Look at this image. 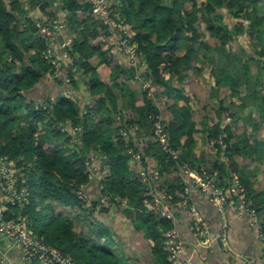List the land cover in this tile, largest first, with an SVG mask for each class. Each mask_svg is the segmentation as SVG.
Returning <instances> with one entry per match:
<instances>
[{"label":"trees","instance_id":"obj_1","mask_svg":"<svg viewBox=\"0 0 264 264\" xmlns=\"http://www.w3.org/2000/svg\"><path fill=\"white\" fill-rule=\"evenodd\" d=\"M112 1L142 59V80L152 87L128 83L136 81V67L119 62L114 45L101 43L103 27L86 0H26L27 9L22 0H0V154L17 163L31 192L30 204L23 210L11 207L8 217L25 216L34 237L77 264L135 261L128 250H121L114 227L100 220L108 215L128 220L130 226L120 230L130 247L137 249L141 239L146 242L143 253L150 264H173L165 244L172 227L184 234L183 257L193 264H264V242L252 231L248 213L233 218L236 210L227 209L232 217L227 249L217 237L220 219L207 197L192 192L201 221L189 230L188 212L179 209L174 223L145 205L155 182L142 181L136 172L141 166L159 171L162 190L173 195L183 194L187 183L181 160L195 172L204 166L217 170L221 185L239 175L264 231V188L254 185L256 166L264 163V0ZM170 3L172 8L166 6ZM60 14L66 34L74 37L69 48L74 66L64 67L75 79L70 84L53 77L43 51L57 41L39 29ZM246 34L256 40L257 56L246 54L238 40ZM201 75L207 77L212 106L205 103L199 115L190 99L201 103L197 96L203 95L204 86L199 89L198 82L190 81ZM157 122L167 126L173 147L181 150L178 161L153 140ZM133 125L142 143L120 135L122 128ZM130 149L141 153L140 165ZM94 155L100 173L89 179L92 169L86 160ZM125 202L129 206L121 205ZM36 203L50 205L48 227L36 213ZM75 223L84 226L79 233ZM203 227L211 232L210 247L200 238ZM243 235L252 242L242 240ZM242 242L248 244L242 250L247 261L238 253ZM189 243L196 247L187 248Z\"/></svg>","mask_w":264,"mask_h":264},{"label":"built area","instance_id":"obj_2","mask_svg":"<svg viewBox=\"0 0 264 264\" xmlns=\"http://www.w3.org/2000/svg\"><path fill=\"white\" fill-rule=\"evenodd\" d=\"M91 7V12L97 22L103 27V35L101 42L103 44L114 45L119 53L126 56L128 65H134L137 69L136 77L142 79V70L139 56L137 55V46L132 43L128 37L129 28L121 14L115 10L112 0H86ZM65 19L61 15L52 22L40 25V31L57 41L55 44L48 43L47 49L43 51L44 58L50 62L54 68V76L61 77L66 83H71V75L64 71V67H73L74 60L71 59L69 48L72 46L73 36L66 34ZM65 65V66H64ZM151 83L145 81L146 86ZM147 84V85H146ZM152 84V83H151ZM154 141H159L162 149L170 153L172 157L178 161L181 154L180 150L175 149L170 140L167 126L156 123ZM138 130L137 125L127 126L120 130V135L124 140L130 142H143V139H137L135 132ZM150 139V137H147ZM132 158L135 164L140 165L141 153H134L131 149ZM181 171L186 175L185 189L183 194H169L162 190L161 184L163 176L159 171L150 167H139L136 172L144 182L154 181V190L149 191L151 200L145 198V205L151 208L160 217L177 221V211L181 209L183 212H188L187 228L192 229L194 221H201V215L195 205L191 202V194L193 191L200 192L203 196L214 205L217 215L219 216V234L218 239L222 245L228 249V233L230 230L232 217L227 214L228 208L236 210L235 216H242L248 213L251 220L250 226L256 236L264 242V231L259 223L258 214L246 199V191L239 175H232V179H226L228 185L219 183L220 175L215 169H207L202 167L201 172H195L191 169L187 162L179 161ZM93 173L95 167H91ZM141 170L139 173L138 171ZM237 176V177H236ZM80 193V192H79ZM86 197V194L80 193ZM31 201V192L28 181L23 173L17 167V163L7 156L0 154V233L6 235L16 241L22 249V259L30 262H43L45 264H77L70 257L66 256L58 248L49 245L45 241L34 237L29 231L28 220L22 214L8 217L7 212L11 207H18L23 210ZM12 215V213H11ZM208 229L203 227L201 232H206ZM200 232V233H201ZM207 234V233H206ZM200 238H202L200 236ZM213 238L206 236L203 238V245L210 247ZM173 264H193L191 258H185V240L183 233L176 227H172L166 233V242ZM196 247V245H194ZM184 253V254H183ZM0 264H5L3 259H0ZM247 264H252L250 261Z\"/></svg>","mask_w":264,"mask_h":264},{"label":"rangeland","instance_id":"obj_3","mask_svg":"<svg viewBox=\"0 0 264 264\" xmlns=\"http://www.w3.org/2000/svg\"><path fill=\"white\" fill-rule=\"evenodd\" d=\"M23 1H24V3H23ZM201 1H203V0H199V2H201ZM22 3L24 4V9H27L28 8V5H27L28 3L25 4L26 0H22ZM46 3L49 4L48 1H46L45 4ZM227 22L232 25L233 23H236L237 21L236 20H228ZM76 37H78V32L77 31H76ZM238 40L240 42H242V45H243V48H244L246 54H249L252 57L257 56V54L255 53V50L259 49V47H258V44H257L256 40L252 39L251 35H247L246 34L245 36H240V38H238ZM210 43H211V45H214L213 41H211ZM96 57L98 58V60L100 59L98 54H96ZM54 75L55 74H53V77L55 78ZM203 75H205V74H203ZM71 79H73V78L71 77ZM74 80L75 79H73V81ZM198 80H200V81H198ZM198 80L195 77V78H193L190 81V83L194 84V83L198 82L199 83V89L201 88V86H204V90L202 91L203 95H201V94L199 95L198 94V96H197L198 98H200L201 103H198V102L195 103L194 100H192V99H190V100L194 103L195 114L201 115L202 113H204L201 110V109L204 108V107L202 108V106L205 103H207L209 105V108H210L212 106V102H211V100H208L209 91L206 89L207 77H204V76L201 75V76H199ZM147 83H148V85L146 84L147 85L146 88L147 87H152L151 83L150 84H149V82H147ZM189 91L190 92L194 91L193 90V86L191 88H189ZM208 113L211 114V117L214 115L210 110L208 111ZM254 114H255V116H257V115L259 116L258 112H256V111L254 112ZM196 119H198V117H196ZM260 133H261V135L264 134V127L261 129ZM213 152L215 153L214 149H213ZM180 153H181V150H180ZM243 162H245V164H250L251 163L250 161H243ZM86 164L89 165L90 168L92 166L96 168L93 173L88 174V178L89 179H92L94 176H99V173H100L99 167L100 166L98 165V156L97 155L92 156L90 160H86ZM256 167H258V171H257L258 178H257V180H256L254 185H255V188L260 190L261 188H264V163L258 164ZM253 168H254L253 166L249 167V169H251L250 170V174L252 173L251 175L254 176L255 173L253 172ZM138 172L140 173L141 170H139ZM107 173H108V171L105 172V175H107ZM171 183L175 184V182L173 180H172ZM79 197L80 198H85V197L81 196L80 193H79ZM36 205H37V207L35 209L36 213H38L40 215V217L44 218L45 224L48 227L49 225L47 223H49V220H50V217H49L50 216V205H47V204H44V203H40V204L36 203ZM121 205L122 206H129L128 203H126V202L122 203ZM83 219L84 218L80 219L82 224L84 222ZM124 219L123 220H118V219L113 220L111 218V215L101 216V218H100L101 221H105L109 226L114 227V229H111V230H113L114 232H118L119 233V235L115 234V237L118 238V242H119L121 250L122 249H124L126 251L128 250L129 253L134 257L135 261L133 262V264H150V262H151L150 256H145L144 253H143V250L145 248L146 242H144L141 239L140 240L141 241V245H138L137 249H135L134 247H130L129 246V243H128L129 241L127 240L128 237L126 236L127 234L123 230L122 231L120 230L121 228L126 229V226H128V225L130 226L128 220L127 219L124 220ZM74 221H77V219L75 218ZM82 227H84V226L75 223L76 232L79 233ZM84 230L87 231V229H84ZM139 236L141 237V234H139ZM200 236L202 238H204V237L207 236V234H206V232H201Z\"/></svg>","mask_w":264,"mask_h":264},{"label":"crops","instance_id":"obj_4","mask_svg":"<svg viewBox=\"0 0 264 264\" xmlns=\"http://www.w3.org/2000/svg\"><path fill=\"white\" fill-rule=\"evenodd\" d=\"M60 15L62 16V14H60ZM115 54H116V58L118 59L119 62H121V63L125 62L128 65V61H127L126 56L124 54H122V53H119L117 48H116ZM139 59H140L141 64H143L142 59L141 58H139ZM134 77H135V74H134ZM135 79H136V81L135 80H133V81L130 80V81H128V83L130 85H136L137 87L139 86V87H144L145 88V84H144V81L142 79H137V78H135ZM143 84H144V86H143ZM204 210L208 212L207 216L209 217L210 216V208L206 207ZM235 217H237V216H233V218H235ZM206 233H207L208 236L211 237V232H209L207 230ZM247 238L250 239L249 236H247V235H243L241 237L242 240H245ZM235 239H239V237L235 236ZM184 240H185V238H184ZM250 242H252V239H250ZM185 243H186V241H185ZM192 245H194V243L193 244L189 243V246H187V248L188 247L192 248L193 247ZM247 246H248L247 242H242L239 245L240 251H242L243 249H246ZM192 250H193V248H192ZM243 251L242 252H238V253L240 254V258L241 259H244V261H247L248 255L244 254ZM0 259H3L5 261V264H45L43 262H30V261L28 262V261H24L22 259L21 246L19 244H17L16 241L13 240L12 238H10V237H8L6 235H2L1 233H0Z\"/></svg>","mask_w":264,"mask_h":264},{"label":"water","instance_id":"obj_5","mask_svg":"<svg viewBox=\"0 0 264 264\" xmlns=\"http://www.w3.org/2000/svg\"><path fill=\"white\" fill-rule=\"evenodd\" d=\"M166 6L169 7V8H172L173 7V5L171 3L170 4H167Z\"/></svg>","mask_w":264,"mask_h":264}]
</instances>
